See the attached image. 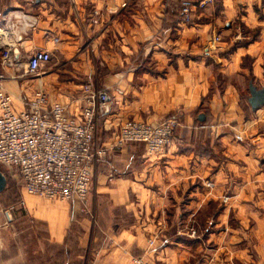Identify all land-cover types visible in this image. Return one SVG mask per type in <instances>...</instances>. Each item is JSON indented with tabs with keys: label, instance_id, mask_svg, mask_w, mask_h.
I'll return each mask as SVG.
<instances>
[{
	"label": "crops",
	"instance_id": "obj_1",
	"mask_svg": "<svg viewBox=\"0 0 264 264\" xmlns=\"http://www.w3.org/2000/svg\"><path fill=\"white\" fill-rule=\"evenodd\" d=\"M6 18L13 61L49 53L31 78L0 66L15 109L38 88L76 115L88 83L108 95L92 149L126 119L177 126L150 159L141 143L98 159L84 203L21 190L15 215L0 206V264H264V106L246 102L264 86V0L187 22L179 0H0Z\"/></svg>",
	"mask_w": 264,
	"mask_h": 264
},
{
	"label": "built area",
	"instance_id": "obj_2",
	"mask_svg": "<svg viewBox=\"0 0 264 264\" xmlns=\"http://www.w3.org/2000/svg\"><path fill=\"white\" fill-rule=\"evenodd\" d=\"M212 1L179 0L181 19L187 22L191 8H203ZM3 24L4 27H0L1 68L21 67L23 74L36 76L49 61V53L37 49L23 64L13 61L9 56L13 41L6 38L11 30L10 19L6 18ZM213 40L218 41V36ZM2 77L0 74V79ZM80 101L78 113L69 115L64 105L47 103L46 95L37 88L22 108L15 109L12 95L0 86V165L13 170L24 194L49 200L75 198L84 203L92 168L98 159L129 143H141L143 157L150 159L171 142L177 126L172 118L157 122L126 119L110 141L92 149L96 121L107 107L108 95L105 90L85 83L81 87ZM129 264L150 263L133 256Z\"/></svg>",
	"mask_w": 264,
	"mask_h": 264
},
{
	"label": "rangeland",
	"instance_id": "obj_3",
	"mask_svg": "<svg viewBox=\"0 0 264 264\" xmlns=\"http://www.w3.org/2000/svg\"><path fill=\"white\" fill-rule=\"evenodd\" d=\"M15 74L21 75L20 79L33 77L31 75H28V74H23L22 68L19 69L18 71H15ZM29 91L30 90H27V92H29ZM20 96H21V94H20ZM0 171L5 178V185H4L2 192L0 193V206H1L2 210L5 211V209H7L8 212L10 213L9 215L13 216L16 213L15 212L16 211L15 210L16 203L20 198V192H21L20 184L18 182L17 176L14 174L12 169L6 168V167L1 165ZM225 200H226V198L222 199V201H225ZM13 210H15V211H13ZM11 211H13V212H11ZM19 226H22V225H19ZM27 238L30 240V242H27L26 244H29V246L32 245L31 241L33 239V236H30Z\"/></svg>",
	"mask_w": 264,
	"mask_h": 264
},
{
	"label": "water",
	"instance_id": "obj_4",
	"mask_svg": "<svg viewBox=\"0 0 264 264\" xmlns=\"http://www.w3.org/2000/svg\"><path fill=\"white\" fill-rule=\"evenodd\" d=\"M246 102L251 110H255L261 106H264V86L255 88L251 83H248V96ZM201 115L198 119H201ZM5 178L0 172V191L4 188Z\"/></svg>",
	"mask_w": 264,
	"mask_h": 264
},
{
	"label": "trees",
	"instance_id": "obj_5",
	"mask_svg": "<svg viewBox=\"0 0 264 264\" xmlns=\"http://www.w3.org/2000/svg\"><path fill=\"white\" fill-rule=\"evenodd\" d=\"M0 166H1V165H0ZM0 172H1V171H0ZM2 190H3V189H2ZM2 190H1V192H2ZM1 192H0V193H1Z\"/></svg>",
	"mask_w": 264,
	"mask_h": 264
}]
</instances>
